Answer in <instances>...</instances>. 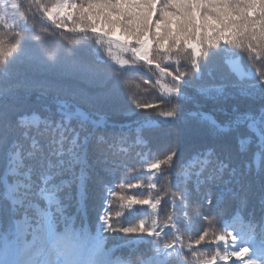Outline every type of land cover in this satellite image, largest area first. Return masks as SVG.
<instances>
[{"label":"snow or ice","instance_id":"6c2138e0","mask_svg":"<svg viewBox=\"0 0 264 264\" xmlns=\"http://www.w3.org/2000/svg\"><path fill=\"white\" fill-rule=\"evenodd\" d=\"M0 264H264V0H0Z\"/></svg>","mask_w":264,"mask_h":264},{"label":"trees","instance_id":"16d2710c","mask_svg":"<svg viewBox=\"0 0 264 264\" xmlns=\"http://www.w3.org/2000/svg\"><path fill=\"white\" fill-rule=\"evenodd\" d=\"M138 82V81H137ZM143 98V97H142Z\"/></svg>","mask_w":264,"mask_h":264}]
</instances>
